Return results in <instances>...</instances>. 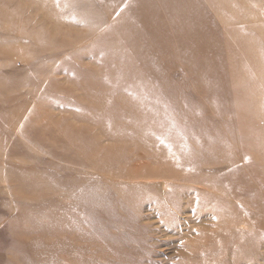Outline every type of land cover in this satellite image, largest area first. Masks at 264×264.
Instances as JSON below:
<instances>
[{"label":"rangeland","instance_id":"1","mask_svg":"<svg viewBox=\"0 0 264 264\" xmlns=\"http://www.w3.org/2000/svg\"><path fill=\"white\" fill-rule=\"evenodd\" d=\"M71 1L0 0V264H264V0Z\"/></svg>","mask_w":264,"mask_h":264},{"label":"bare ground","instance_id":"2","mask_svg":"<svg viewBox=\"0 0 264 264\" xmlns=\"http://www.w3.org/2000/svg\"><path fill=\"white\" fill-rule=\"evenodd\" d=\"M82 1L83 0H81L80 2L79 1H77V2H73V1H71V2H69V3H67V6H69L70 8H73L74 7V9H75V11L77 12V13H79V15H81L82 16V18H84L83 20H81L80 22L82 23V24H85V23H88L89 21H91V24H90V26L92 27V26H96V22H93V21H95L94 19V16H96V12H93L92 10H91V8H90V5H91V3H89V1H84L83 3H85L87 6H83L82 5ZM97 1V3L98 4H102V5H108V4H113V3H116L117 1L116 0H96ZM13 16L14 15H12V18H13ZM10 18H11V15H10ZM101 20V19H100ZM63 24H65V25H69V26H71V25H73V22L71 21V22H66V21H63ZM47 26H49V28H51V30H52V33L53 34H46V35H44V34H35V36L34 37H36V38H38L40 41H43V40H45V39H47V38H52V39H57L58 37H59V35H58V28L56 27V26H54V27H51L52 25L51 24H48ZM69 30H70V28H69ZM94 30V29H93ZM63 47V46H62ZM104 60V59H103ZM18 128V127H17ZM16 128V129H17ZM230 153L231 154H233V155H238V150L237 151H230ZM230 153H227V155H231ZM254 153H258V152H254ZM232 156V155H231ZM141 162H147V161H141ZM141 162H137V164L139 163V164H141ZM136 164V163H135ZM138 164V165H139ZM236 169H234V171H235ZM118 177H119V175H117ZM205 182H207V183H210L211 181L210 180H207V181H205ZM224 191H225V189H224ZM220 192H221V190H220ZM206 193H208V192H206ZM206 193H204V194H206ZM224 196H230V195H233V197H236V198H239V194L237 193V192H221ZM106 213V212H105ZM73 241H75V240H73ZM116 246H119V244L117 243L116 244ZM119 249V248H118Z\"/></svg>","mask_w":264,"mask_h":264}]
</instances>
